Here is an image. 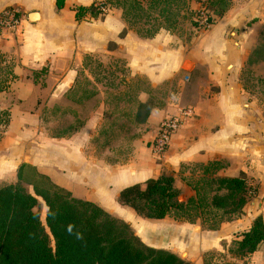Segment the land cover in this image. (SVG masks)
Here are the masks:
<instances>
[{
	"label": "crops",
	"instance_id": "1",
	"mask_svg": "<svg viewBox=\"0 0 264 264\" xmlns=\"http://www.w3.org/2000/svg\"><path fill=\"white\" fill-rule=\"evenodd\" d=\"M103 1L0 0V12L13 7L21 13L16 30L0 29V68H7L0 79V115L8 117L0 137V187L14 184L18 167L29 163L74 198L116 213V217L110 215L127 224L136 219L163 231L170 226L164 225L167 218L138 217L117 202L119 191L156 178L166 169L174 173L181 165L220 161L224 168L219 176L244 175L250 186H257L256 195L240 217H231L219 229L207 231L196 223H176L172 228L190 236L175 241L172 233L165 243L177 242L196 256L195 260L203 257V252L223 251V243L249 230L257 216L264 224V107L258 104V92L243 79L249 68L264 80V57L259 59L257 54L264 52V0H228L229 7L220 16L209 9L213 24L207 30L189 21L174 31L160 29L150 38L129 29L117 8H107L102 19L75 20V8ZM199 4L192 0L189 11L194 13ZM30 13H37L39 20L31 23ZM189 17L194 22V16ZM88 57L99 59L103 66L111 58L120 59L130 78H144L155 88L169 85L168 91L159 104L139 103L140 109V104H145L149 110L137 113L144 131L132 141V150L124 160L103 164L97 159L90 161L85 152L104 115V101L72 138L47 140L29 152L33 146L27 145V139L34 134L31 124L35 117L42 113L41 101L56 104L65 99L82 73L94 82L85 64ZM188 107L193 116L173 135L167 152L155 158L150 142L160 121ZM182 185L191 196L190 188ZM146 245L177 252L166 245ZM248 258L249 264H264V240Z\"/></svg>",
	"mask_w": 264,
	"mask_h": 264
},
{
	"label": "trees",
	"instance_id": "2",
	"mask_svg": "<svg viewBox=\"0 0 264 264\" xmlns=\"http://www.w3.org/2000/svg\"><path fill=\"white\" fill-rule=\"evenodd\" d=\"M191 1L105 0L75 8V20L102 19L107 8H117L129 29L150 38L160 29L175 28ZM207 1L208 9L219 16L229 7L228 0ZM138 24L148 27L135 30ZM257 54L259 59L264 57L262 51ZM180 168V181L192 191L186 201H179L181 191L172 173L122 188L117 202L143 219L202 221L211 223L209 230H216L223 221L241 215L257 193V186H250L244 175L219 176L224 168L220 161ZM16 176L14 184L0 187V264H190L172 252L145 245L129 224L92 202L74 198L34 166L21 164ZM40 200L47 208L44 224L37 211ZM263 240L264 224L257 216L231 252L248 257Z\"/></svg>",
	"mask_w": 264,
	"mask_h": 264
},
{
	"label": "rangeland",
	"instance_id": "3",
	"mask_svg": "<svg viewBox=\"0 0 264 264\" xmlns=\"http://www.w3.org/2000/svg\"><path fill=\"white\" fill-rule=\"evenodd\" d=\"M197 1L200 2L197 10L194 13L190 11L183 12L178 19L177 25L171 31H174L178 26L189 25V21L195 24L189 16L192 15L195 17L204 4L209 7V1ZM141 27L147 28L148 26L138 24L134 29L137 30ZM85 64L87 65L89 74L94 78V82H90L85 77V74L82 73L79 82L67 94L65 99L56 104H50L48 99L44 103L41 101L42 113L35 117L36 120L31 124V127L34 126V129H31L34 134L30 139H27V145L33 146L29 148V152L39 149V146L44 145L47 140L72 138L73 135L79 132L84 121L93 115L98 103L104 101V115L93 132L88 145L85 146V152L88 155L87 157L90 158V161L97 159L103 161V164L124 160L128 156L129 151L132 150V141L144 131V123H139L141 116H137V113L138 111L139 113H143L144 110L147 111V106L140 109L139 103L149 101L150 105L159 104L168 91L169 85H162L155 88L151 87L144 78H130L125 68V63L120 59L111 58L104 67L99 59L88 57L85 59ZM6 71V67L3 70L0 68V79L6 76ZM252 71L246 68L243 73V79L248 86L253 87L258 92V98L261 101L258 104L264 107V80L259 77L261 74L258 75ZM97 95L99 98H97ZM87 100L90 101L87 103ZM6 117L5 115H0V137L5 130ZM34 168L37 170L35 166ZM180 169L176 172L179 173ZM172 173L173 171L166 169L162 174ZM185 174L188 176L187 172ZM176 178L177 186L182 189L179 199L183 201L190 196V193L183 187L179 176ZM253 185L256 184L254 183ZM27 189L32 192L31 188L27 187ZM46 210L45 204L40 200L37 211L43 224L45 222ZM126 211L129 210L126 209ZM113 214L114 217L118 216L116 213ZM240 216H233L232 219ZM166 221L164 225L170 226L164 228L163 231L160 226L156 227L151 222L136 219L135 222L131 221L132 223L129 225H132V230L144 244L149 243L155 244L156 246L166 245V247L175 248L177 250L175 254L190 264H249V258L247 256L238 257L234 252H231L234 249V242L239 240L243 232L236 234L232 242L223 243V251L203 252V257H198L195 260L194 258L196 256L189 255L187 250L177 242L173 244L170 242L165 243V240L169 239L170 237L168 238V236L172 233L175 241L178 240V237L190 236L189 233H179L176 228H172V225H177L176 223L185 222L176 221L173 217H167ZM195 223L201 230L207 231L208 225L211 224L203 223L202 221H196ZM220 226L221 224H219ZM191 234L193 236V232Z\"/></svg>",
	"mask_w": 264,
	"mask_h": 264
},
{
	"label": "built area",
	"instance_id": "4",
	"mask_svg": "<svg viewBox=\"0 0 264 264\" xmlns=\"http://www.w3.org/2000/svg\"><path fill=\"white\" fill-rule=\"evenodd\" d=\"M21 22V13L13 7H6L0 12V29L16 30ZM197 28L207 30L213 24V17L207 5H203L194 17ZM193 116L192 108L181 110L177 115L164 118L160 121L156 134L150 142L152 155L160 159L168 150L170 141L184 125L187 119Z\"/></svg>",
	"mask_w": 264,
	"mask_h": 264
},
{
	"label": "water",
	"instance_id": "5",
	"mask_svg": "<svg viewBox=\"0 0 264 264\" xmlns=\"http://www.w3.org/2000/svg\"><path fill=\"white\" fill-rule=\"evenodd\" d=\"M28 19H29V21H30L31 23H35V22H37V21L39 20V16H38L37 13H30V14L28 15Z\"/></svg>",
	"mask_w": 264,
	"mask_h": 264
}]
</instances>
